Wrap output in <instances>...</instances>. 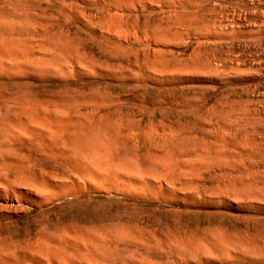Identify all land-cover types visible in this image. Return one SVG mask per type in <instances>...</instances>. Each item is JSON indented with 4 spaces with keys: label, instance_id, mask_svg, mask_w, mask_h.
Returning a JSON list of instances; mask_svg holds the SVG:
<instances>
[{
    "label": "bare ground",
    "instance_id": "6f19581e",
    "mask_svg": "<svg viewBox=\"0 0 264 264\" xmlns=\"http://www.w3.org/2000/svg\"><path fill=\"white\" fill-rule=\"evenodd\" d=\"M206 1L0 0V264H157L152 258L214 256L228 245L224 231L198 240L146 225L142 208L121 199L264 207V182L256 187L235 138L250 123L252 99L208 87L236 80L242 64L205 33L213 31L208 22L226 25L207 19ZM183 108L217 142L202 144L188 171L173 162L183 152L174 145L196 138L171 119ZM244 139L250 145L248 133ZM100 194L107 198L92 197ZM107 203L129 220L81 224ZM257 246L242 238L227 247Z\"/></svg>",
    "mask_w": 264,
    "mask_h": 264
},
{
    "label": "rangeland",
    "instance_id": "374dc122",
    "mask_svg": "<svg viewBox=\"0 0 264 264\" xmlns=\"http://www.w3.org/2000/svg\"><path fill=\"white\" fill-rule=\"evenodd\" d=\"M206 5V9L209 10V14L207 13L206 16L207 19L211 21H218L219 18H221L223 20L221 25H226L219 26L221 27L220 30L218 27L211 26V23L213 22H208L210 24V28L208 30H213L214 32L212 31L211 33V31L209 32L205 30V33L208 32L206 34H210L212 38L216 37L220 45L223 48L232 51L234 57L238 58L237 60H240L239 62L242 64V72L240 71L236 80L228 83H220L217 85H208V87L210 88V90H214L217 96L229 95L231 97H237L238 95L240 96L243 93H246V95H248L249 98L252 99V104L250 106L251 115L249 116V119L251 118L249 120L250 123L247 127L240 126L235 138H237V141L242 143L244 153L249 155L244 159L245 164L254 167L252 170L255 173L256 177L255 185L257 188L260 186L259 189H261L262 180L264 182V0H209L206 1ZM213 27L214 29H218L214 30ZM215 31L217 34L215 33ZM213 33H215L216 35ZM174 91H176V93L178 92V94H181V92L178 91L176 88ZM152 96L154 98H157L158 93L154 91L152 93ZM260 100H262V103ZM170 116L171 119L175 122V124L179 126V128H181L180 132L182 135L189 133L190 131L196 135V140H181V142L179 141L180 143L178 144L176 142V144L174 143V149H178V151L180 152L183 151L184 155H182V152L181 155L174 157L173 162L178 160V164H174L177 166L184 167V170H186L185 168H189V157H192L195 154H201L206 144L210 145V147L213 145L216 147L215 143L217 142H215L214 137H212L213 135L207 131L208 127H205L206 124L201 119L198 113H192L188 111L187 108H183L181 110L174 109L170 113ZM204 129H206V131ZM206 133H208V135ZM247 133L248 139H250V145H247L245 142L246 140L244 139ZM189 142H191V144ZM202 144L205 145L203 146ZM179 145L180 147H176ZM215 147H212L213 150ZM250 147H253V153L249 152L251 151ZM187 153L188 156L186 155ZM203 179V183L205 185L209 186L211 184V180L209 178L204 177ZM174 189L182 190L177 185ZM92 197L100 199L107 198L101 194L94 195ZM121 200H125V202L127 201L130 203H136L137 205H139V207L142 208L137 214L139 215L138 217L140 221H142V223L146 225L157 228L160 231L168 230L173 234L176 233V231L177 234L188 233L186 235H194V237H196L198 240V237H200L201 234L203 235L202 237H204L206 235H210L211 233L208 234L209 232H212V235H215L216 233V235L221 236V233L224 231L222 233L224 234L222 237L223 239L225 237V242L228 243V245H221L222 247H220V249L218 248L220 251L218 252L217 249L218 253L216 252L214 256L206 254L204 255V253H194L191 254L188 259H181L173 255H163L152 258V261L157 264H196V262H198L197 264H264V240L261 241L262 237H264V207L258 209L240 206L238 208H222L214 210L198 208L191 205L177 206L165 202L141 201L137 203V201L130 199ZM107 204L105 207L106 210L104 209L99 212L95 211L94 213L89 212V214L84 218L85 221L81 224L85 226H90L91 224H100L104 225L105 227H109L108 225L113 226L115 224L124 223L125 221L129 220L126 216V213L124 212V209H122L121 206H113L112 203H109L108 205ZM33 211L35 210L33 209ZM138 217L135 216L133 217V219ZM189 231L192 233H190ZM242 238L243 240L250 239L251 241H253L256 245H258L257 247L260 251L254 252L253 250H250L249 252H240L239 250H228V248L232 247L234 243L241 240ZM226 245L230 247H227ZM200 246L201 244L199 245L198 241L196 247L199 248ZM199 249H203V246ZM98 260L99 259L95 260L94 258L89 260L85 258H78L77 262L80 264H97L99 262ZM107 261L109 263L106 262V259L104 260V263L129 264L134 262V260L131 259H118V261L116 259L112 262L111 258H108Z\"/></svg>",
    "mask_w": 264,
    "mask_h": 264
}]
</instances>
